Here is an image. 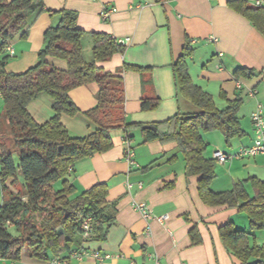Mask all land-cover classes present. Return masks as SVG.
<instances>
[{"label":"crops","instance_id":"0c3cea01","mask_svg":"<svg viewBox=\"0 0 264 264\" xmlns=\"http://www.w3.org/2000/svg\"><path fill=\"white\" fill-rule=\"evenodd\" d=\"M233 1L237 0H43L46 10L77 13L78 28L85 33L82 44L86 60L92 57V34L108 35L118 43L129 40L123 45V54L98 66L123 77L125 120L130 124L158 125L157 131L168 133L173 126L164 122L179 113L189 114V102L178 96L171 66L182 55L186 42H190L194 53L188 60V70L193 83L208 93L220 110L231 101L243 102L238 114L245 132L243 138L227 144L220 132L201 131L208 145L205 157L216 163V178L211 185L216 193L230 191L249 178L264 180V155L224 162L214 157L216 152L232 156L252 146V114L262 106L264 116V37L229 7ZM242 1L250 7L264 8V0L260 6L257 0ZM59 20V16L46 11L32 14L27 20V37L20 34L9 41L14 56L9 57L6 71L22 74L35 67L45 32ZM5 56L0 55V60ZM47 63L67 70L64 60L49 57ZM124 66L150 71H123ZM240 68L253 70L255 76L236 79L234 72ZM98 90L97 84H89L73 89L69 96L84 113L97 105ZM155 97L161 102L158 109L142 111V100ZM2 107L0 94V112ZM28 111L41 124L54 116L52 100L47 95L31 102ZM61 123L74 137H87L95 131L82 114L62 115ZM117 132L112 131L114 145L110 151L79 161L71 174L77 195L97 184L108 185L107 200L116 204V224L110 228L106 241L80 240L73 247V251L90 254L82 260L69 253L54 260L59 264H242L226 250L219 229L231 222L237 230L248 232L246 215L238 209L211 207L202 202L199 176L189 175L176 142L146 141L141 128L132 129L128 134L134 165H130L126 134L123 130ZM6 194L0 183V207ZM139 204L146 206L148 217L136 208ZM162 217L166 219L161 220ZM193 229L202 239L197 246L189 235ZM254 235V241L264 245V231ZM94 253L101 259L91 255ZM106 255L110 258L106 259ZM54 260L44 262L23 253L19 261L0 259V264H49Z\"/></svg>","mask_w":264,"mask_h":264},{"label":"trees","instance_id":"16d2710c","mask_svg":"<svg viewBox=\"0 0 264 264\" xmlns=\"http://www.w3.org/2000/svg\"><path fill=\"white\" fill-rule=\"evenodd\" d=\"M229 7L250 21L264 37V8L250 7L237 0ZM47 12L59 16V23L44 34V46L39 52V63L22 74L6 71L9 55L0 60V94L3 100L0 112V183L4 204L0 207V259L19 261L23 253L40 261L71 256L74 246L82 238V226L90 220V238L87 241L104 242L109 230L116 224V204H109L108 185L101 183L77 195L71 179L75 164L103 154L113 148L112 131L123 130L130 140V130L141 128L146 141L176 142L190 176H199L198 193L205 205L238 209L246 215L250 232L237 230L229 222L219 229L226 248L242 264H264V245H258L255 233L264 231V180L249 178L236 184L232 190L216 193L211 189L216 178L215 160L205 157L208 145L202 132H220L226 143L243 138L238 114L243 105L240 99L231 101L220 110L212 97L195 85L188 70V60L194 49L189 41L182 55L172 64L177 94L198 111L179 113L164 124L173 130L162 133L144 129L145 126L125 120L124 79L98 66L123 54L125 47L105 34H92V57L83 55L85 33L78 28L77 13L44 8L43 0H0V55L6 54L9 41L20 35L27 37V20L34 13ZM49 57L64 60L67 70L47 63ZM123 71H150L124 66ZM252 79L253 70L245 68L234 72ZM97 84V105L90 111L80 112L69 93L75 88ZM41 95L52 100L54 116L38 123L28 111L31 102ZM160 99L142 100V111H154ZM82 114L95 127L87 137H74L61 123V116ZM159 127L158 125L156 126ZM17 155L18 163L15 161ZM21 178V181L19 177ZM59 184V186H56ZM250 188L252 194L249 193ZM5 194V193H4ZM194 246L202 239L197 229L190 232ZM69 256V257H70Z\"/></svg>","mask_w":264,"mask_h":264},{"label":"built area","instance_id":"2783aa9c","mask_svg":"<svg viewBox=\"0 0 264 264\" xmlns=\"http://www.w3.org/2000/svg\"><path fill=\"white\" fill-rule=\"evenodd\" d=\"M256 4L260 6L262 4L261 0H257ZM129 40H120L119 44L125 45L128 43ZM210 41H216V39L211 38ZM6 54L9 55L10 57L14 56V51L12 47L8 46L6 48ZM252 122L254 125V143L252 146L248 148H244L240 150L237 154L232 155V156H227L224 155L221 152H216L214 157L215 159H218L220 162H224L227 159H234V158H246V157H255L257 155H264V116H263V107L258 106L256 111L252 114ZM125 144H126V154H127V161L130 165H134V152L131 148L130 145V140L125 139ZM136 208L142 212V214L145 217L149 216L148 210L146 209V206L144 204H139L136 206ZM161 220H165L166 217L160 218ZM82 238L84 241H87L90 238V220H86L82 226ZM88 252L84 250H78L75 251L72 256L78 260H82L83 258L87 257ZM97 259H101L100 255L98 253L91 254ZM106 259H109L110 256L106 255ZM49 264H59L56 260H54L52 263Z\"/></svg>","mask_w":264,"mask_h":264},{"label":"rangeland","instance_id":"374dc122","mask_svg":"<svg viewBox=\"0 0 264 264\" xmlns=\"http://www.w3.org/2000/svg\"><path fill=\"white\" fill-rule=\"evenodd\" d=\"M186 104H189L188 106H189V108H190V110H188V111H189L188 113L192 114V113H196V112L198 111V110H197L194 106H192L190 103H186ZM117 131H118V130H115L114 132L118 133ZM14 158H15L16 163H18L17 155H15ZM21 178H22V177L20 176L19 179H21ZM56 186H59V184H57ZM247 230H248V232H249L250 227H249Z\"/></svg>","mask_w":264,"mask_h":264},{"label":"water","instance_id":"95a60500","mask_svg":"<svg viewBox=\"0 0 264 264\" xmlns=\"http://www.w3.org/2000/svg\"><path fill=\"white\" fill-rule=\"evenodd\" d=\"M144 129L150 130V131H153V132H157V128L153 127V126H146V127H144Z\"/></svg>","mask_w":264,"mask_h":264}]
</instances>
